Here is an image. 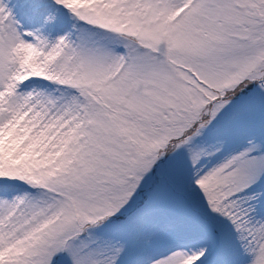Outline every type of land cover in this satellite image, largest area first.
I'll return each instance as SVG.
<instances>
[{"label":"snow or ice","instance_id":"snow-or-ice-1","mask_svg":"<svg viewBox=\"0 0 264 264\" xmlns=\"http://www.w3.org/2000/svg\"><path fill=\"white\" fill-rule=\"evenodd\" d=\"M0 264H264V0H0Z\"/></svg>","mask_w":264,"mask_h":264}]
</instances>
